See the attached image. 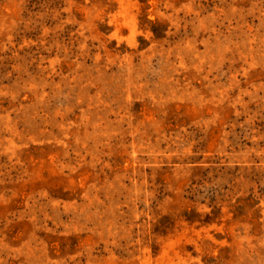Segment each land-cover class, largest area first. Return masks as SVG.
Segmentation results:
<instances>
[{
  "label": "rangeland",
  "instance_id": "obj_1",
  "mask_svg": "<svg viewBox=\"0 0 264 264\" xmlns=\"http://www.w3.org/2000/svg\"><path fill=\"white\" fill-rule=\"evenodd\" d=\"M0 264H264V0H0Z\"/></svg>",
  "mask_w": 264,
  "mask_h": 264
}]
</instances>
